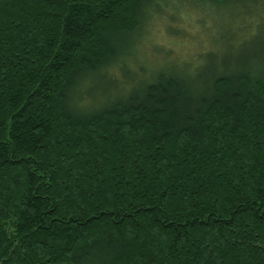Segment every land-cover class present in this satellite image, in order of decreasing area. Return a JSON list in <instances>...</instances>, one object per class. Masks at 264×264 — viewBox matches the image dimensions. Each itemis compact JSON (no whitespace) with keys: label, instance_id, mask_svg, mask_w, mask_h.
<instances>
[{"label":"trees","instance_id":"trees-1","mask_svg":"<svg viewBox=\"0 0 264 264\" xmlns=\"http://www.w3.org/2000/svg\"><path fill=\"white\" fill-rule=\"evenodd\" d=\"M203 1L180 71L154 0H0V264H264V0Z\"/></svg>","mask_w":264,"mask_h":264},{"label":"rangeland","instance_id":"rangeland-1","mask_svg":"<svg viewBox=\"0 0 264 264\" xmlns=\"http://www.w3.org/2000/svg\"><path fill=\"white\" fill-rule=\"evenodd\" d=\"M209 6L203 0H154L149 12L150 19L147 18L149 21L144 25L142 36L136 41L132 55L137 58L144 55L150 56V60L154 62L148 61L150 63L148 66L152 69L161 64L168 66L167 63L173 64L175 68L177 67L175 64L180 66L191 62L196 64L198 63L196 57L200 59V63L203 62L205 53L211 52V55H214L217 50L222 49L216 46L218 41H214L217 26L210 27L213 11L208 9ZM201 20L209 24L207 30L201 26ZM220 33L216 35L217 38L220 37ZM204 35L210 37L206 46L201 41ZM235 44V41H232V45ZM165 52H170L171 62L163 57ZM177 69L183 71L180 67ZM107 78L93 76L90 82L79 90L86 89L85 95L89 93L94 97L92 99L101 100L102 91L109 88L107 82L110 78ZM121 79L124 82L126 77ZM111 88L107 91L110 95Z\"/></svg>","mask_w":264,"mask_h":264}]
</instances>
